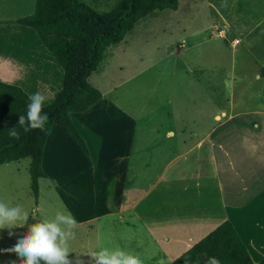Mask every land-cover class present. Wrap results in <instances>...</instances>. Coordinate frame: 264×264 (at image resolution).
Here are the masks:
<instances>
[{"label": "crops", "instance_id": "crops-1", "mask_svg": "<svg viewBox=\"0 0 264 264\" xmlns=\"http://www.w3.org/2000/svg\"><path fill=\"white\" fill-rule=\"evenodd\" d=\"M185 3L184 10H189L194 23V44L186 55L193 60L181 52L186 40L172 50L173 43L167 44L161 57L168 60L163 61L159 76L169 74L173 56L167 90H192L187 93L191 98L173 95L171 110H166L169 102L153 106L157 112L166 110L168 116L155 118L153 108L140 121L134 115L133 94L120 104L118 96L100 91L101 97L88 110L68 113L86 153L61 120L53 121L42 149L43 178L58 180L63 171L65 197H93L107 204L103 210L94 202L93 212L83 207L79 214L92 215L78 224L122 215L134 219L165 264L175 262L225 222L233 227L252 263L262 264L264 0ZM180 8L178 0L173 12ZM34 9L35 0H0V22H7L0 23V81L21 88L28 96L40 92L47 106L62 87L63 70L31 29L10 22ZM215 29H222L225 38L204 36ZM234 40L239 43L232 45ZM224 45L234 52L229 69L215 61L218 55L223 60ZM236 68L241 74H251L256 97L246 100L248 88L240 85L237 89V84L246 81L236 82ZM93 75L100 73L89 77L96 86ZM127 82L122 80L110 91ZM136 103L139 112L147 113L149 101ZM171 119L176 128L159 124ZM129 193L135 198L124 203Z\"/></svg>", "mask_w": 264, "mask_h": 264}, {"label": "rangeland", "instance_id": "rangeland-1", "mask_svg": "<svg viewBox=\"0 0 264 264\" xmlns=\"http://www.w3.org/2000/svg\"><path fill=\"white\" fill-rule=\"evenodd\" d=\"M80 1L99 13L110 12L117 3V0ZM185 5H187L185 0H181V8L177 13L165 11L154 18L141 21L134 32L125 36L119 45L111 47L108 50L107 58L102 63L99 71H97L100 75H93L91 77L96 81V86H98H93L90 83L93 87L96 89L98 88L97 90L103 93L110 92L109 96H118V102L120 104L124 103L126 97L129 100L133 97L132 102L135 100V102L132 103L133 109L135 110L134 115L135 118H138L140 121L146 119V115H150L151 110L156 108L153 106L160 101L169 102V106H167L166 110L170 109L172 107L170 102L172 101L173 95L174 98L180 97V94L181 98H191L188 94H192V90L183 89L181 91L177 87L176 90H173L171 93L167 90V86L171 82L170 73L172 71L173 56L170 58L171 63L168 64L169 74L164 77L159 76L163 61L168 60L161 57L164 55L163 52L167 44L173 43L172 47H170L172 50L173 48H178V44L181 43L182 39L186 40V48L184 47L181 52H184V58L193 60L190 57L188 58L186 54L191 51L189 50L190 45L194 44V37H192L194 23L192 21L193 17L189 15V10H184ZM211 34L212 31H208L204 33V36L206 35L207 38H209ZM224 47L223 60L220 61L218 55L215 61L218 62L219 66L222 68L229 69L234 52L231 48L225 45ZM214 65H217V63ZM148 66L151 67L142 73H137L141 68H146ZM234 75L237 80L236 82L246 81L245 83L237 84V89L240 88V85H244V88H248L246 90V100L251 96H255L257 87L253 84L256 82L253 81L251 74H241L236 68ZM122 80H128L126 85H123L116 91H110ZM142 85L149 88L151 91H146L147 88L145 90L141 89L140 87ZM128 87L130 92L127 90ZM242 90L244 89H240L238 92ZM131 94H133V96ZM200 98H202V96L195 99L199 100ZM139 100L149 101V106L148 103L146 104L147 113L139 112L138 103H136ZM219 102H222V104L224 103V101L218 99V103ZM214 107H216V105ZM184 109L189 111L186 105H184ZM184 109L182 115L186 114ZM235 109H239L238 103H235ZM166 110L157 112L156 108L153 116L155 118L168 116L164 114ZM195 115H197V112H195ZM159 124H169L176 128L172 119L170 123L164 122ZM184 126H189V123H185ZM28 167L29 159H23L18 162L0 166V199H4L13 205L16 203L23 205L30 214L27 224H33L42 219L51 218L55 215L57 210L65 207L72 213L77 222L85 220L92 215L82 216L79 214L80 210L86 205L89 212L94 211V202L105 210L107 204L101 203L96 199L94 200L93 197H65V192L63 191L65 188V172L63 173V171H61V176L58 180H53L49 177L39 179L38 199L35 201L30 190ZM45 171H48L47 166H45ZM50 174L52 173L48 175ZM133 198H135L134 194L129 193L124 197L123 202L127 203ZM106 210L111 211L115 209L107 208ZM10 231L12 235L9 234ZM26 231L27 225L11 230H0V264H12V262L19 264L20 257H18L16 253L7 252L6 250L11 248L16 240L26 233ZM76 233V239L70 241V259H73V264H78V261L81 260L83 264H91L86 253L99 251L104 247H119L133 254H138L143 260V264H165L160 261L159 252L155 246L148 240L146 235H144L135 220L129 219L128 215L103 218L101 220L95 219L91 222H87L86 225L79 224Z\"/></svg>", "mask_w": 264, "mask_h": 264}, {"label": "trees", "instance_id": "trees-1", "mask_svg": "<svg viewBox=\"0 0 264 264\" xmlns=\"http://www.w3.org/2000/svg\"><path fill=\"white\" fill-rule=\"evenodd\" d=\"M178 0H117L114 8L99 13L80 0H35L34 12L11 23L31 29L63 70L62 87L43 110L48 114L45 130L19 129L26 114L28 95L19 87L0 81V166L29 159L30 190L38 199V181L43 178L42 149L54 120H61L84 153L85 144L71 125L68 113L84 112L101 97L89 82L99 71L111 47L134 32L141 21L165 11H175ZM0 23H7L6 21ZM264 77V67L261 70ZM17 127L19 139L8 129ZM220 264H253L233 227L225 222L172 264H204L202 254ZM264 264V263H262Z\"/></svg>", "mask_w": 264, "mask_h": 264}, {"label": "clouds", "instance_id": "clouds-1", "mask_svg": "<svg viewBox=\"0 0 264 264\" xmlns=\"http://www.w3.org/2000/svg\"><path fill=\"white\" fill-rule=\"evenodd\" d=\"M28 100L26 114L19 116V129L24 133L36 129L45 130L49 119L48 114L43 110L46 96L35 92L28 97ZM8 134L12 138L20 137L17 127L8 129ZM29 217L30 214L23 205L19 203L13 205L0 199V230H11L27 225L26 233L6 251L16 253L20 257L19 264H73V259H70V241L76 239V229L79 224L72 213L65 207L57 210L53 217L33 224H27ZM9 234L12 235L11 231ZM202 255L206 257L204 264H220L217 258L208 257L207 253ZM86 256L91 264H143L138 254L119 247H104L99 251L88 252ZM78 264H83V261H78Z\"/></svg>", "mask_w": 264, "mask_h": 264}, {"label": "built area", "instance_id": "built-area-1", "mask_svg": "<svg viewBox=\"0 0 264 264\" xmlns=\"http://www.w3.org/2000/svg\"><path fill=\"white\" fill-rule=\"evenodd\" d=\"M213 34H214V37H213ZM210 38H225V32L222 30V29H215L211 36H209ZM239 43V40H234L232 42V45H237Z\"/></svg>", "mask_w": 264, "mask_h": 264}]
</instances>
